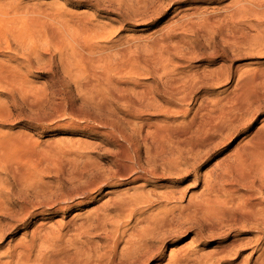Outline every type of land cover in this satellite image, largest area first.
<instances>
[{
  "label": "rangeland",
  "instance_id": "374dc122",
  "mask_svg": "<svg viewBox=\"0 0 264 264\" xmlns=\"http://www.w3.org/2000/svg\"><path fill=\"white\" fill-rule=\"evenodd\" d=\"M6 1L19 3L21 5L24 4L34 8L35 6H41V5L43 8H46L47 6L46 9L49 11L63 10V12L64 11L65 13L67 12L66 14L69 15V17L74 20L80 18L81 22L90 21L100 29L107 28V31L102 36L90 40L82 39L80 36V47H78V49L81 48L82 46L81 49H83V51L86 53L85 55H88L87 52H89L90 48L95 51V48H101L103 46L101 44L111 45L113 43L112 45L115 46V44L119 45L120 43H123L124 48L128 46L129 49L130 47L129 50L127 49V55L128 56L130 55L129 58L133 57L132 58L133 63L131 66H135L133 68L139 67L137 69L138 72L136 69L132 70L131 67L127 69L128 71L130 70V72L129 73H126L128 71L124 72L126 76L123 75L124 73L121 74L123 76L117 75V77L116 75L114 76V74H111V77H114L115 79H118L120 77L124 79L126 78L128 79V80L126 79L127 80L126 82L121 78L120 79L123 80L124 82L121 81L120 79H118V81L123 82L124 84L127 85V87L129 86L127 95L131 97V100L134 98L133 99L134 101L132 100L131 103L134 102L135 104L137 101L136 103L137 106L135 107L134 105L131 104L134 107L133 108L130 104L119 105V103L114 104L112 102L113 105L111 104L112 106H109L112 109L110 108L108 109L109 111L106 110L104 112L101 110L102 112L100 113V111L98 110L99 107L95 106L97 104L95 102L99 101L97 105L104 106V104L106 103V98L105 100L102 99L103 101H100L101 99H99V100H95L94 102L91 99V90H90L91 88L88 85L93 80H95L96 76L97 77L102 76L101 69L98 66H94L96 67L95 69L93 68V66H88L80 63V55L78 54V52L77 54L79 55V59L72 56L70 50L72 48L77 50V46L73 43L74 41L71 40L70 42H62L60 45L57 46L54 45L53 42L50 43V42L41 41L36 43L34 48L31 49L34 51H31V54L28 53L30 56L29 58L31 59L30 68L28 70H23L22 72V77H24L28 82V85L26 86L27 88H24L22 90V93L18 92V90L13 91L11 89H8L12 94L5 89H0L1 91L0 104H3L1 106L2 108H5L4 109L5 112L3 116L7 115L9 117L8 118L6 116L7 120L3 119L5 116L3 118H0V135L7 137H11V136L14 137L17 143L16 144L17 158L18 159L20 158V160L23 161L25 169L28 170L29 172V175L26 177V179L22 181L23 183L19 186L14 187V189L16 192L20 193L21 195L28 194L30 198H32L33 197L32 195L37 194L38 192H39L38 194L39 195L41 194L40 196H42L43 194H48L50 191H56L58 190L59 187L69 185L71 182L73 184L74 183L77 184L79 182L77 180H74L75 178L74 176L78 174L81 175L83 174L82 176L85 175L84 176L86 178L85 180L88 179L91 180L96 175L95 174L96 171L97 175L102 174L103 176H108V177L111 176L117 179L120 173H122L123 171H128L130 163H133L134 166L136 165L137 168L136 159L139 161L145 159L141 161L140 164L141 165L146 164L145 166H149L148 162L146 161V159L148 158L146 157L145 154L148 153L147 156L149 157L150 155V157H152L151 155L153 154L151 152H152V148L155 145L154 144L155 142H153L155 140L151 139L154 138L152 131L150 129H147L146 125L142 126L144 124L143 123L144 119L145 121L147 120V123L145 122V124H149L151 122L150 124L152 125L162 127L166 125L164 123L166 121L163 116L159 115L160 113H158V108L161 110L165 109L166 111L169 110V112H171L177 118L174 119L175 123H173V128L174 129L177 128L178 130L177 129L175 130L179 132H180L179 128L185 127V129H181V130L182 131L186 130L188 128V125L189 124L191 125V122L197 123L201 121L204 117H206L208 112L207 110H212L215 107H218L220 104L226 107H230L231 104L234 103L235 105V103H237L238 100H236L235 95L239 91L237 86L235 85V82L237 81V77L239 76V74L240 75L243 74L242 76H246L254 72H256V74H258V72L260 73L258 69H260L261 72L264 71V53H263L264 42H262L263 44L261 43L262 45L259 44L261 41L260 39L264 37L263 36L264 32L261 31L263 30V28L261 29L258 27L259 25H261L262 27V23L264 27V22H262V20H259L261 21V23L257 21L258 19L264 18L263 17L264 13L262 11L264 10L263 8L264 4L262 2H259L264 0H18V1L6 0ZM253 3L254 5L256 4L255 6L253 5L254 8L251 5ZM260 3H262L261 7L263 9L260 8V6H258L261 5ZM96 4H98L99 6ZM242 4H244L245 6L244 5L242 6ZM49 7L51 8L49 9ZM246 7L248 9L250 7L251 10L253 8L255 10V11L253 10L255 13H257V9L258 11L262 9L260 12L261 14H258L262 16H258L254 12L251 13L252 11L250 12V10L247 11ZM244 8L246 10L245 12H248V14L251 13L252 16L251 14H249L246 17L247 13L241 11ZM238 10L242 13H240ZM243 13L246 14L244 17H243L244 15ZM235 15L237 16L240 15L238 16V19L239 17L240 19L236 20L237 17ZM256 16L260 18L257 19ZM248 17H250V19ZM251 18L253 20L255 19L254 23L259 22L260 24H257L258 26L254 25L253 20ZM250 22H252L253 26L256 27H252V26L250 27L251 25ZM257 27L259 28L258 30L261 29L260 31L262 33L258 32L257 29L256 30L254 29ZM251 28L253 30H251ZM255 32L256 33L258 32L257 34L261 33L260 34L261 38L259 37V35L257 36ZM255 35H256V40H253L252 38ZM244 36H246V39L243 38ZM250 36H251V40L248 41L247 39L250 38ZM180 38H182L183 40H180ZM257 38L259 39L258 40L259 43L257 42ZM241 39L243 40L245 39V41H241ZM246 40L248 42L245 44ZM241 42H244V44ZM14 47L17 48L19 52H21L22 50L21 48L15 45ZM158 47L161 48V52L159 54L158 52L160 50H157L159 49ZM260 49H262V51ZM78 51L80 53L82 50L80 51L79 49ZM261 52L262 54L260 55ZM154 54L158 56L156 57ZM160 54L164 58H166V60L167 58H172L173 62H179V64L181 62L183 65L181 64L180 67L176 66L175 67L176 69L173 70L172 73H170L168 72V69H164L162 65H161L162 67L160 66V64L165 62V59H163ZM153 55L155 58L152 57ZM159 56L162 59L161 63ZM157 58H159L158 60L159 62L157 61ZM144 59H146L145 62ZM146 62L147 64H145ZM136 64H138V66ZM171 64L172 63H169V67L172 68L173 66H170ZM255 67L257 68L258 72L255 70L256 69ZM161 69L164 71H162ZM93 70L94 72L92 74L91 72ZM95 70H97L96 73ZM134 70L137 73L136 72L132 73V71ZM165 72H167V74L169 75L165 74ZM97 74L100 75L98 76ZM171 74L173 76H170ZM166 75L168 76V79L172 77L174 78L170 80H175V79L179 80L181 78L180 85H182L183 83H187L188 85L187 87L191 89V93H192L190 97L191 102H189L188 100L187 102L189 103L187 102L186 104L183 103L185 105V106L183 105V107L187 106L186 108L189 110L188 111L189 114L187 113V115L185 116L186 118L185 117L182 118L181 115L178 113H176L178 115L174 114L175 111L172 110L173 108L169 109L167 106L168 104L166 99L167 88L165 89V86L168 85V82L165 80L167 79ZM188 75L191 77L189 78ZM195 75L198 76L196 77ZM215 75L226 76L227 78H225V81H223V83H215L214 82ZM182 78L183 80H185L184 82ZM136 81H138V83ZM165 81L167 82V84ZM187 81L190 83H188ZM202 81L204 85L201 83ZM164 82L166 85H164ZM147 85L150 86L148 87L147 90H145ZM155 85L157 87H155ZM159 86L162 89L159 88ZM162 86H164V90L166 93L162 91L163 90ZM191 86L192 87L194 86L193 89L191 88ZM159 89L161 90V92ZM2 90H5L6 93ZM138 90H141L142 93L144 91V93L141 96L143 97L144 95L143 99L139 97L138 93L140 94V92ZM150 90H152L153 92ZM150 92L155 94V97H153L154 95L151 94ZM148 93H150L149 96ZM6 94L9 95L10 97L7 96ZM137 95L139 98L137 97ZM151 95H152V99H151ZM156 95L158 96V98H156L157 97ZM162 96H164L165 98V99L163 98L164 100L162 99ZM11 98L13 101L11 100ZM179 98L180 95L175 97L174 102L173 100L171 102L173 104L176 103L177 105L180 102L178 100ZM138 99H139V103H138ZM145 99L146 101H144ZM149 99L151 101L153 100L154 102L152 103ZM157 99L160 100L158 101ZM223 101L226 104L223 103ZM13 102L15 105L13 104ZM102 102L104 104H102ZM159 102L162 103L160 104ZM90 104L93 105L94 107L91 106ZM145 104L148 105L150 104V105L148 106ZM151 104H153L154 108L151 107ZM115 105L116 106L118 105V107H116ZM144 105L146 108L144 107ZM113 106L116 108H114ZM166 106L168 109L166 108ZM204 106L206 110L203 109ZM88 109H90V111L86 112V110ZM8 110L10 114L9 112L7 113ZM96 111H99L96 114L98 115L100 114V116L98 117L97 115L96 117L97 119L96 118L93 119L92 116L93 117L96 116L94 113ZM115 112L116 113L118 112L117 114L119 115H117ZM92 113L94 115H92ZM89 114H91V116ZM108 114L111 117L107 116ZM122 114L124 115V117L121 116ZM138 114L140 116H136ZM262 114L258 115V118L254 121V123L242 127L243 129L240 128L239 129L240 131L238 130L237 132L231 134L232 135V137L230 136L231 139L230 137H227L225 143H223L220 147L216 148L214 151L210 152L206 160L205 161L203 160L204 162H202L201 164L199 163V165H197L195 169L191 168V171L187 175H186V170L191 167V164L188 168V164H184L183 162H181L182 166L180 172L182 173L185 172L186 176H183L181 179L175 178L176 179L174 180L175 183L170 182L171 184L168 183L169 186L170 185L171 187L181 186L179 188L183 189L184 192H186L184 193L185 200H188L190 196H194L195 198L200 197L204 192V184L208 179L206 175L207 171L208 170L209 171L216 170L214 172H218L217 170L221 171L220 169L227 160L232 161L235 158L234 155L237 153V151L239 152L240 149H242L248 144L247 137L250 136V133L257 131V128L258 130L262 128L261 126L264 122V120H262L264 119V113ZM116 115L118 116V118ZM89 116L92 119L88 118ZM86 117L87 119H85ZM125 117H127V119ZM133 118L135 119L133 120ZM88 119L90 120L88 121ZM131 119L133 120L132 123L129 121ZM176 125H178L179 128L176 127ZM134 126L136 128H134ZM139 126H141L142 128H140ZM137 128L138 129L140 128L141 132L139 130H136ZM120 129L124 130L123 133H121L122 130L120 131ZM144 129L145 130L147 129V131H149L148 134L149 133L150 134L147 135L146 134L147 131H145ZM124 132L126 133V135H124ZM128 132H130V135L132 134V136H129ZM139 132L142 135L144 134L145 137L144 135L143 136L141 134L139 135ZM122 134L124 135V137L122 136ZM146 136L149 137L150 139L149 138L146 139ZM131 137L136 138L134 142H132ZM143 138H145L147 141ZM127 141H129L130 143ZM147 143H151V144H147ZM245 143L246 145H244ZM128 145H130V148ZM239 145H241L242 148L239 147ZM148 147H150L151 149V151L148 149L149 152H147L146 150ZM136 148L137 149L139 148L140 150L138 149L137 151ZM136 151H137V155L135 156L133 153H135ZM139 151L141 152L138 153ZM186 151L187 150H184L182 154L183 156L188 157L189 152L187 153ZM127 152L130 156L126 154ZM198 152L201 154L204 153L203 150H199ZM119 153L122 154L121 157H117V154ZM123 153L124 155H127V158H125L126 156H124ZM144 155L146 158L143 157ZM183 156L179 158L181 161L182 158L185 159V157ZM140 157H143V159ZM191 157L186 159H191V161L193 162ZM91 164L96 167L92 166ZM133 165L130 164V166ZM155 167L159 170H161L162 168L158 165V163L155 164ZM86 169L90 173L86 172ZM92 173L94 174V176ZM88 174H92V177H90L91 175ZM177 181L180 182L178 183ZM152 183L153 182L147 183L144 187L145 190L150 189L152 187ZM137 184L138 182L131 184L130 183L123 184V185L121 184L119 186H110V187L103 186L101 189V193L95 194L96 197L94 199L87 198L81 204H76V203L74 205L72 204L71 207L68 208L66 212H55L52 210H46V208H39L35 210L33 212L34 215H31V217H28L26 221L23 222L25 224L19 222L17 223L19 225H17L12 230L8 229L9 227L6 228L5 237L0 239V261L9 264H15V260L11 259L10 255L14 254L15 252H18L20 249H22L23 246L28 244V242L30 243L32 238L38 239V236L40 235H47L48 239H51V234L53 232L61 231L65 233L66 238L77 239L78 236L76 235L74 230H76V226L80 224L81 220L88 218V216L93 215L97 211H100V209H102L107 203H109L113 198H115L118 192L128 191V190L132 191L133 186ZM240 184L242 183L237 182V187H239L238 193L240 194L238 195L237 193L234 197V202L232 205L233 209L231 211L230 219L232 220L234 213L240 216H244L247 213L248 216L249 215L248 213L253 211L255 213L253 212L250 213L251 216H249V219L250 217L252 219L250 221H253L254 216L259 220L258 215H256V207L255 208L248 207L249 204H247L246 201L245 204L243 203L242 200H244L243 198L244 196H240V195L244 193V191L242 190L245 189L243 188L244 187L243 184L242 185ZM185 188H187V191H185L186 190ZM114 189L115 191L117 190V192L111 194L104 193L108 190H114ZM157 189L158 190L160 189V191H162L161 190L162 188H157ZM3 190H6V187ZM257 192L258 191H256V193L254 194L256 195V197L253 196V198L255 197L254 200H259L264 203L263 192L262 193L260 191L258 193ZM237 196L239 197L237 198ZM222 197L224 198V196ZM240 201H242L241 202L242 204L240 203ZM3 203L7 204L8 206L13 205L16 209H19L18 200H15L13 198L11 199L6 198L3 200ZM173 205L175 206L176 204H171L170 206ZM241 208L246 209V210H242L243 211L242 213L245 214H242L240 212ZM176 209H175V213L178 211V209L177 210ZM262 209L264 211V207ZM238 211L240 213H238ZM252 214L254 216H252ZM0 218L2 219V217ZM260 220L258 221V223H256L257 225L251 224L250 221L249 222L244 221L243 222L244 224L241 222L243 225L239 224L237 225V227L234 224H232L230 221L226 222L225 220L224 223L225 226L224 224L223 225L221 224L222 225L221 228L223 230V228L225 227L223 232L226 233L225 234L226 237L224 236V234L221 237H218V235L214 236V238L212 237L210 240H207L206 243L203 245L202 244L198 245L197 243H195L193 241L192 235L187 234L185 237L180 238L181 240L176 239L175 242H167L164 248V255L162 260L159 261L155 259L150 264H166L171 253L175 252V250H178L181 247H188L190 252L189 254L191 256L194 255V257H196V260L198 261L200 259L206 260L208 258L207 260L208 264H253L256 258L258 257L259 253L264 252V228H263L264 220L263 219ZM8 221L10 220L4 218L2 219L3 224H6ZM229 223H231L232 226ZM226 224L228 226H226ZM233 226H235L236 228L233 229ZM65 230H67L68 233ZM32 233L34 235H32ZM104 236L105 235L102 232L96 233L95 236L92 238L93 239L92 246L96 248H101L103 245ZM231 242L234 244L228 246L226 250H224L226 252L219 253L220 248H222V246L225 247V245H229L231 244ZM19 245L21 247H18ZM122 245L123 242L120 243V248L122 247ZM35 246H36L35 250L39 252H44V250L49 249L48 244L42 243L41 241H37V244ZM193 250H195V252H192ZM9 252H11V254Z\"/></svg>",
  "mask_w": 264,
  "mask_h": 264
},
{
  "label": "bare ground",
  "instance_id": "6f19581e",
  "mask_svg": "<svg viewBox=\"0 0 264 264\" xmlns=\"http://www.w3.org/2000/svg\"><path fill=\"white\" fill-rule=\"evenodd\" d=\"M259 2H262L264 4V1H259ZM262 3H260L261 5H258L260 6V8H262L261 7ZM243 5L244 4H242V6ZM247 5H250V4H247ZM251 5L253 7L254 3ZM247 7H246L247 11L250 10V12L252 11L251 13L255 11L253 9L254 7L253 8L251 7L252 10L250 9V7L249 9ZM46 8H43L42 5L35 6L34 8L28 5H24V4L21 5L19 3H14V2L6 1V0H0V56H1L0 57V89H5L7 91H9L8 89H11L13 91L18 90V92L22 93V90L24 88H27L26 86L28 85V82L24 77H22V72L23 70H28L30 68L31 59L29 58L30 56L28 53L31 54V51H34L31 49L34 48L36 43L41 42V41L50 42V43L53 42V44L57 46V45H60L62 42H70L72 40L74 41L73 43L77 46V50H75L74 48L70 50L72 56L79 59V55H80V63L84 65H88V66H93V68L95 69L96 67L94 66H98L101 69L102 76H99L100 74H97L99 77L96 76L95 80H93L88 85L91 88L90 89L91 99L94 102L95 100H99V99H101L100 101H103L106 98V103L104 104L102 102L104 106L97 105L99 101L95 102L97 103L96 105L94 104L96 107H99L98 110L100 111V113L102 111L104 112L110 109L111 107L109 106H112L113 103L114 104L119 103V105L120 104H124V105L132 104L136 107L137 101L135 104L134 102L131 103V101L134 98L131 100V97L127 95L129 86L127 87V85L123 83L124 82L123 80H125L126 82L128 79L126 77L125 78L127 80L120 77L121 79H123L121 80L120 78H118L121 81H123V82H120L118 81V79L111 77V74H114V76L116 75V77L117 75L126 76L124 72L128 71L127 69H129L130 67L132 70L133 69L137 70L139 68V67L133 68L135 66H131L133 63L132 61L133 57L129 58L130 55L129 56L127 55L128 46L124 48L123 43H120L119 45L115 44V46L112 45L113 43L111 45L101 44L103 46L101 48H95V51L90 48L89 52H87L88 55H85L86 53L83 51V49H81L82 48L81 46V48L79 49L80 51L81 50L82 51L79 53L78 47H80V36L82 39L90 40V39L102 36L107 31V28L100 29L99 27H96L95 24L91 23L90 21L81 22L80 18L77 20L76 19L74 20L70 18L69 15L66 14L67 12L66 13L65 11L63 12V10L49 11ZM50 8L51 7H49V9ZM261 10L258 11L257 9V13L255 12L254 13L256 15L261 14L260 13ZM241 11L245 12L246 10L244 8ZM262 11L264 13V10ZM245 13H247V15L243 13L244 14L243 17L245 15L247 17L249 14H251V13L248 14V12H245ZM235 16L237 17L236 18L237 20L238 16L240 15L238 16L235 15ZM258 16H262V15H258ZM248 18L250 19V17ZM258 18L260 17H257V19ZM254 20H253V23H254ZM259 20H262V22H264L263 21L264 18L258 19L257 21ZM259 22L261 23V21ZM259 22L254 23V25L258 26L257 24H260ZM250 23H251L250 27L251 26L256 27V26H253L252 22ZM258 27L261 29L263 28V30L261 29L260 30L264 32L263 23H262V27L261 25H259ZM258 27L254 29L258 30L259 29ZM251 30L253 29L251 28ZM260 30H258V32H261ZM257 33L255 32V34L257 36L259 35L260 37V34L262 32L260 34H257ZM256 35L252 38L253 40H256ZM243 38L246 39V36H244ZM263 38L260 39L261 40L260 43L258 41L259 39L257 38V42L261 44L262 42H264ZM245 39L244 40L241 39V41H245ZM180 40H183V39L180 38ZM247 40L248 41L251 40V36ZM247 40L245 44L248 42ZM241 43L244 44V42H241ZM14 45L21 48L22 49L21 52H19V50L15 48ZM158 48L159 49L157 50H160L159 52L157 51L159 54L161 52V48L160 47ZM260 50L262 51V49ZM77 52L79 55L77 54ZM261 54L262 52L260 53V55ZM154 55L152 56L153 58H155ZM159 58H160V63H161L162 59L160 56ZM159 58H157V61L159 60ZM162 58L165 59V62L160 64V66L162 65L164 69H168V72L170 73H172V71L176 69L175 68L176 66L180 67V65L182 64L181 62L180 64L179 62H173L172 58H167V60L163 56ZM145 61L146 59H144V62ZM169 63H172L170 65V66H173L172 68L169 67ZM145 64H147V62ZM136 65L138 66V64ZM97 70H95V73ZM255 70L257 71V68ZM258 70L260 71V73L257 71L258 74H256V72H254L255 74L252 73L253 75L248 74L246 76H242L243 74L242 75L239 74V76L237 77V81L235 82V85L237 86L239 92L237 94L235 93L236 100H238L237 103H235V105L233 103L230 105V107H226L220 104L218 107H215L212 110H207L208 112H207L206 117H204L203 119L201 118L202 120L197 123L195 121H193L195 123L191 122V125L189 124L190 126L188 125V128L186 130L182 131L181 129H185V127L182 126L183 128H179V126L176 125V127L180 129V132L176 131L175 129L177 128L175 129L173 128V123H175L174 119L176 118L175 115L169 112V110L166 111L165 109L161 110L158 108V113H160L159 114L160 116H163L165 118L166 122L164 123L166 125L162 127H158V126L150 124L151 122L149 124H145V122L147 123V120L145 121V119L143 122L144 124L142 125V126L146 125V128L152 131L154 138H151V139L155 140L153 141L155 142L154 143L155 145L152 148V152H151L153 154L151 155L152 157H150V155L149 157L147 156L148 155L147 152H149L148 149L151 151L150 147H148L147 149L144 148L147 150V152L145 151L147 154L145 153L144 154L148 158L146 159V161L148 162L149 166H145L146 164L145 165L140 164L141 161L145 160L143 159V157L146 158L144 155L143 157H140L143 160L139 161L136 159L137 168H136V165L134 166L133 163H130L133 166H130L129 164L128 171H123L122 173H120L119 171L120 174L118 175L117 179L111 176L110 177L103 176L102 174L97 175V172L95 171L96 175L94 176V174L92 173L94 178H92L91 180L89 179L85 180L86 179L84 177L85 175L82 176L83 174L82 175L78 174L74 176L75 177L74 180H77L79 183L73 184L71 182L69 185L61 186L58 188V190L50 191L48 194H43L42 196H40L41 194L40 195L38 194L39 192L37 194L32 195L33 196L32 198H30L28 194L21 195L20 193L15 191L14 187L21 185L23 183L22 181H24L26 177L29 175V172L28 170L25 169L23 161L20 160V158L19 159L17 158V155H16V144L17 143L14 137L13 136L7 137V136L0 135V217H2V219L4 218V219L10 220L7 223L5 222L6 224H3L2 219L0 218V239L5 237L7 227H9L8 229H11V230L14 229L17 225H19L17 223L25 222L26 219L28 217H31V215H34L33 212L39 208H46V210H52L55 212H66L68 208L71 207L72 204L73 205L75 203L81 204L87 198L94 199L96 197L95 194L101 193V189L103 186H106V187L119 186L121 184L123 185V184H129V183L131 184V183L138 182L137 185L133 186L132 191L128 190V191L118 192L115 198H113L106 205L104 204L105 206L103 205L104 207L100 209V211H97L93 215L88 216V218L81 220L80 224L76 226V230H74L76 235L78 236L77 239L66 238L65 233L61 231L53 232L51 234V239H48L47 235H40L38 236V239L32 238L30 243L28 242V244L26 245L23 244L25 246H23L22 249H20L18 252H15L12 255H10L11 252H9L10 258L15 260V264H150L155 259L161 261L164 255V248L167 242H175L176 239L183 238L187 234H190L192 235L193 241L195 243H197L198 245H201V244L203 245L206 243L207 240H210L212 237L214 238V236L218 235V237H221L223 236V234L225 236L226 233L223 232L225 227L223 228V230L221 228V226L225 223V220L226 222L230 221L236 227L237 225L242 224L244 221L249 222L250 220H252L251 217L249 219V216H251L250 213H252L253 211L248 213L249 215L247 216V213L246 214L242 213L243 212L242 210H246L244 208H241V211H240L242 214H245L244 216H240L234 213L232 220L230 219L231 211L233 209L232 205L234 202V197L239 192V187H237V182L242 183L244 186L243 188L245 189V190H242L244 191V193L240 195V196H244L243 197L244 200H242L243 203L245 204V201H246V203L249 204L248 207H252V208L256 207V215H258L259 220L260 219L264 220V211L262 209L264 207V203L259 200H254V198L256 197V195H254L256 191L258 192L260 191L261 193L263 192L264 194V189H263L264 187V122L262 126L260 125L262 127L261 129L258 130L257 128V131L250 133V136L248 135L249 137L246 136L248 138L247 140L248 144L246 145L245 143L244 145L246 146L243 148L241 147V145H239V147H241L242 149L238 147L240 151L239 152L237 151V153L234 155L235 158L233 160L231 159L232 161H229V160L227 161L225 160L226 162L224 161L225 163L220 169L221 171L219 170H217L218 172H214L216 170L207 171L206 175L208 179L206 180V183L204 184V192L202 193L200 197L195 198L194 196H190L188 200H185L184 193L186 192H184L183 189L179 188L181 186L171 187V185L169 186L168 184L170 182H174V180H176L175 178L181 179L183 176H186L191 171V168L195 169V167L199 165V163L201 164L202 162L206 160L210 152L214 151L216 148L220 147L223 143H225L226 142L225 140L227 139V137H230V136L232 137L231 134L237 132L240 128L243 129L242 127H245V126L250 125L251 123H254V121L258 118V115L264 113V71L261 72L260 69ZM93 72L94 70L91 73L93 74ZM129 72L130 70L126 73H129ZM133 72L135 73L136 71L134 70L132 71V73ZM122 73L124 74L121 75ZM220 73H223V72H220ZM165 74H167V72H165ZM170 76H173V75L171 74ZM195 76L197 77L198 75H195ZM188 77L190 78L191 76L188 75ZM214 77H215L214 78L215 83H223V81H225V78H227L226 76H218V75H215ZM166 78L167 79L165 80L168 82V85L165 86V89L167 88L166 89L167 93L164 90V86H162L163 87L162 91L166 93L167 103L169 104V105L167 104V106L169 109L173 108L172 110L175 111V113L173 112L174 114L178 113L181 115L182 118H184L187 115L189 110L186 108L187 106L183 107L184 105L183 103L186 104L188 100L189 102H191L190 101V97L192 95L191 89L187 87L188 86L187 83H183L182 85H180L181 78L179 80L177 79L170 80L173 77L168 79V76ZM184 81L185 80H183V82ZM136 82L138 83V81ZM165 82H164V85L167 84V82L166 84ZM192 83H195V82H192ZM201 83L203 84V81ZM156 85L155 87H157ZM185 85L187 88L185 87ZM149 86L150 85H147L145 90H147ZM193 87L191 86L192 89ZM135 88H138V87H135ZM159 88L161 87L159 86ZM5 90H2V91L6 93ZM141 90H138L140 92V94L138 93L139 97H141L142 94L144 93V91L142 93ZM150 93H148V96ZM153 95H154L153 97H155V94ZM178 95H180V98L178 99L180 102L177 105L176 103L173 104L171 101L173 100L174 102L175 97ZM143 98H144V95L143 97H141V99ZM156 98H158V96ZM163 98L164 96H162V99ZM151 99H152V95H151ZM157 100L159 101L160 99H157ZM144 101H146V99ZM151 102L153 103L154 101L152 100ZM138 103H139V99H138ZM223 103L225 102L223 101ZM1 105L3 104H0V118H3L5 116V115L3 116L5 112L4 110L5 108H2ZM145 105H148V104H145ZM93 107H90V108H93ZM116 107H118V105ZM151 107L154 108L153 104H151ZM203 109L206 110L205 106ZM88 111H90V109L86 110V112ZM99 111L94 112L96 116L95 117L92 116L93 119L97 117L98 114L96 113ZM139 111H142V110H139ZM8 112L9 110L7 111V113ZM63 115H64V112H63ZM89 115L91 116V114ZM92 115L94 114L92 113ZM6 116L3 118L4 120L6 119ZM90 116L88 118H91ZM99 116L100 114L98 115V117ZM107 116L111 117L109 114ZM121 116L124 117L123 114ZM136 116H140V115L138 114ZM125 118L127 119V117ZM85 119H87V117ZM134 119L135 118H133V120ZM89 120L90 119H88V121ZM133 120L131 119L129 121L132 123ZM135 126L134 128H136ZM139 127L142 128L141 126ZM140 128L139 129L137 128L136 130L140 131L141 130ZM147 129L146 130L144 129V130L147 131ZM121 130L122 129H120V131ZM123 131L124 130H122L121 133H123ZM125 132H124V135H126ZM140 132H139V135L141 134ZM148 132L149 131H147L146 133L147 135L150 134V133L148 134ZM128 134L129 136H132V134L130 135V132H128ZM124 135L122 134L123 137ZM15 138H16V135H15ZM147 138L149 137L146 136V139ZM135 139L136 138L133 137L132 142H134ZM151 143H147V144H151ZM128 146L130 148V145ZM182 150L183 151L187 150L186 151L187 153L189 152L188 157L183 156ZM199 150H203L204 153L203 154L199 153L198 152ZM137 151L133 153L135 156L137 155ZM128 152L126 154H128ZM140 152L141 151H139L138 153ZM120 153L117 154V157L122 156V154ZM124 156H126L125 158H127V155H124ZM182 156L185 157V159L182 158V161H181L179 158ZM190 157L192 158L193 162L191 161V159H186ZM138 159H139V156H138ZM181 162H183L184 164H188V168L191 164V167L186 170V175H185V172L184 173L180 172V169L182 166ZM157 163L160 167H162L161 170L155 167V164ZM86 172H88L87 169H86ZM92 174H88V175H91L90 177H92ZM149 182H153L152 183L153 188L151 187L150 189L145 190L144 187ZM177 182L179 183L180 181H177ZM5 187H6V190H3ZM157 188H162L161 189L162 191H160V189L158 190ZM185 189H186L185 191H187V188ZM115 192H117V190L115 191L114 189V190H108L104 193L111 194ZM239 194L240 193H238V195ZM222 196H224V198ZM253 196L255 197L253 198ZM238 197L239 196H237V198ZM6 198H9V199L13 198L15 200H18L19 209H16L13 205L8 206L7 204L3 203V200ZM242 201H240V203ZM171 204H176V205L175 206L173 205L174 206L173 207V206H170ZM176 208L178 209V211L175 213ZM240 212L238 211V213ZM252 216L254 215L252 214ZM242 217H245V218H242ZM259 220L258 218H255L254 216V219H253L254 222L253 221H250V222L251 224H256L258 223ZM231 223L229 224L231 225ZM227 224L226 226H228ZM235 226H233V229L236 228ZM65 231L67 232V230ZM99 232L104 233L105 236H104L102 247L96 248L92 246V242H93L92 238L95 236L96 233H99ZM32 235L34 234L32 233ZM37 241H41L42 243H47L49 249L44 250V252L36 251L35 245L37 244ZM122 242H123V245L120 248V243ZM232 242L229 245H225V247L222 246V248H220L219 253L226 252L224 250H226L228 246L233 245L234 243ZM20 245L18 247H21ZM192 252H195V250H193ZM189 253L190 252H189L188 247H181L178 250H175V252L171 253L166 264H208L207 262L208 258L206 260L200 259L198 261L196 260V257H194V255L191 256ZM0 264H9V263L0 261ZM253 264H264V252L259 253L258 257L256 258Z\"/></svg>",
  "mask_w": 264,
  "mask_h": 264
}]
</instances>
